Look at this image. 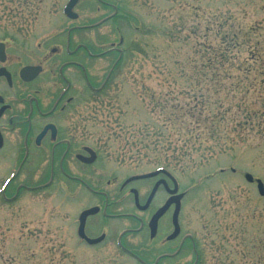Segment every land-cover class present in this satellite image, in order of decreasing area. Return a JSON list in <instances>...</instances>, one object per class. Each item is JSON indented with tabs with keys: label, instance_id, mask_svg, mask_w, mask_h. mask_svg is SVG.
I'll list each match as a JSON object with an SVG mask.
<instances>
[{
	"label": "rangeland",
	"instance_id": "374dc122",
	"mask_svg": "<svg viewBox=\"0 0 264 264\" xmlns=\"http://www.w3.org/2000/svg\"><path fill=\"white\" fill-rule=\"evenodd\" d=\"M67 2L0 0V40L10 41L12 69L64 45L67 26L96 22L109 12L97 0H81L74 9L79 19L71 20L63 14ZM110 2L137 11L139 19L126 16L88 32L106 45L117 40V26L125 28L129 51L104 92L76 89L78 106L61 120L101 153L80 176L106 188L115 177L167 166L186 193L182 220L202 239L203 264H264V196L256 181L245 178L250 173L264 183V0ZM113 60H95L96 86ZM212 123L222 132L215 138L208 130ZM0 163L1 190L9 163ZM41 169L29 165L7 193L13 195L17 183L47 182ZM78 188L58 176L51 186L24 190L15 200L1 197L0 264H133L117 252L88 254L87 261L74 250L70 223L87 204ZM188 253L174 264L193 260Z\"/></svg>",
	"mask_w": 264,
	"mask_h": 264
},
{
	"label": "flooded vegetation",
	"instance_id": "af4514ba",
	"mask_svg": "<svg viewBox=\"0 0 264 264\" xmlns=\"http://www.w3.org/2000/svg\"><path fill=\"white\" fill-rule=\"evenodd\" d=\"M97 1L109 12L96 22L67 26L65 44L51 46L48 52L42 50V58L35 63L12 69L8 53L10 41L0 40V162L9 163L3 169L9 177L0 190V198L15 200L24 190L39 191L51 186L59 176L86 193L83 200L86 199L87 204L77 211L70 227L75 238L74 250L83 253L87 261H91L88 254L104 256L117 252L133 264H174L180 256H189V251L193 260L183 264H203L202 239L186 230L182 220L186 193L180 191L169 167L156 166L124 178L115 177L107 181L106 188H96L89 177L80 176L93 169L101 153L86 135L77 133L79 128L61 120L78 106L75 101L80 96L75 94L76 89H81L83 94L104 92L129 51L125 28L117 26V40H110L106 45H98L88 32L106 22L115 25L126 16L139 19L137 11H129L133 9L125 5L121 7L110 0ZM77 19L79 15L74 20ZM138 26H135L137 31ZM47 41L50 40L38 43L37 50ZM56 55H60L58 60L54 59ZM110 56L114 60L101 84L96 86L91 68L96 59ZM27 66L39 67L41 72L34 79L25 80L21 71ZM40 79L43 80L39 88L29 89ZM29 165L30 169L42 166L40 172L48 174L49 180L36 186L17 183L14 194H8ZM160 168L164 170L152 177L129 181L135 175ZM138 183L141 184L136 186ZM72 195L76 200L79 191ZM89 210L93 211L84 215ZM157 214L160 215L156 217Z\"/></svg>",
	"mask_w": 264,
	"mask_h": 264
},
{
	"label": "water",
	"instance_id": "95a60500",
	"mask_svg": "<svg viewBox=\"0 0 264 264\" xmlns=\"http://www.w3.org/2000/svg\"><path fill=\"white\" fill-rule=\"evenodd\" d=\"M79 2V0H69L68 4L66 5L64 12L66 15H68L70 18H76L77 14L75 12H73L74 7L76 6V4ZM2 57V46L0 45V58ZM41 72L39 67H35V66H27L25 68H23V70L21 71V76L25 79V80H32L34 79L39 73ZM2 74V71H0V75ZM154 174H147V175H142V176H137L134 177L133 179H137V178H144V177H149V176H153ZM246 179L249 182H253L254 181V177L253 175H251L250 173H247L245 175ZM257 182V187H258V191L260 193V195L264 196V183L262 182V180L258 179L256 180ZM175 193L177 192V190L174 191ZM93 210H89L87 212L84 213V215H87L89 213H91ZM160 214H157L156 217H158ZM155 217V220H156Z\"/></svg>",
	"mask_w": 264,
	"mask_h": 264
},
{
	"label": "trees",
	"instance_id": "16d2710c",
	"mask_svg": "<svg viewBox=\"0 0 264 264\" xmlns=\"http://www.w3.org/2000/svg\"><path fill=\"white\" fill-rule=\"evenodd\" d=\"M246 70L249 71V72L254 71L251 66H247ZM223 115H226V114L220 115L221 119H224ZM215 117H219V115H215ZM220 118L217 121H215V122H218L219 120H221ZM208 130L211 133V137L212 138H215L217 136H220V134H222V132L220 131V127H219L218 123H216V125L212 123V126H209ZM224 132H226V131H224Z\"/></svg>",
	"mask_w": 264,
	"mask_h": 264
}]
</instances>
